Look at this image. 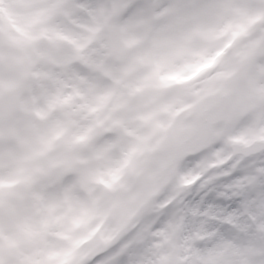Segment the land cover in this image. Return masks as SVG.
Masks as SVG:
<instances>
[{
    "label": "snow or ice",
    "instance_id": "1",
    "mask_svg": "<svg viewBox=\"0 0 264 264\" xmlns=\"http://www.w3.org/2000/svg\"><path fill=\"white\" fill-rule=\"evenodd\" d=\"M0 264H264V0H0Z\"/></svg>",
    "mask_w": 264,
    "mask_h": 264
}]
</instances>
